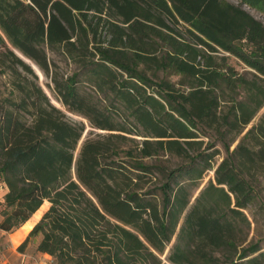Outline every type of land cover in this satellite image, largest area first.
Returning a JSON list of instances; mask_svg holds the SVG:
<instances>
[{
	"label": "trees",
	"instance_id": "16d2710c",
	"mask_svg": "<svg viewBox=\"0 0 264 264\" xmlns=\"http://www.w3.org/2000/svg\"><path fill=\"white\" fill-rule=\"evenodd\" d=\"M238 1L0 0V66L32 77L0 99V230L49 203L18 250L37 238L52 264H264V239L244 233L264 112L241 136L264 107V25L243 7L264 0ZM15 51L105 134L76 155L84 125Z\"/></svg>",
	"mask_w": 264,
	"mask_h": 264
},
{
	"label": "rangeland",
	"instance_id": "374dc122",
	"mask_svg": "<svg viewBox=\"0 0 264 264\" xmlns=\"http://www.w3.org/2000/svg\"><path fill=\"white\" fill-rule=\"evenodd\" d=\"M230 3L234 5H238L239 1L238 0H228ZM250 15H252L256 20L260 21L264 25V12H258L256 10H251L246 7H243ZM16 56H18L24 63L30 66V68L33 70L34 75H36L37 79L35 80L36 84L40 87V89L43 91V93L46 95V97L49 99V102L59 110H61L67 117V119L73 123H82L84 125V132L82 134V137L78 143V148L76 150V155L78 153V149L81 145V143L87 139V138H93L97 134H105L103 132L94 130L89 127L88 123L83 120L81 117L77 115H73L68 113L65 108L55 99L54 93L52 91V83L50 82L49 79L45 78L43 73L38 69L37 66H35L33 63H31L29 60L25 59L24 57L20 56L17 52H15ZM58 65L62 69V71H68L70 70L68 67L65 66L64 63L58 61ZM236 68L239 69L240 66L236 65ZM67 68V69H66ZM20 77L15 78L12 76L10 70L2 68L0 66V99L4 96L7 95V93L11 90V83L13 81L16 82H21L19 81L20 79H23L26 77V79H32L31 76H27L23 71H20ZM172 81H177L178 78L176 77H171ZM234 145L231 147L233 148ZM225 156V152L221 151V156L217 159V163ZM179 161L175 159H171L169 162V165L171 167H174L178 164ZM168 164V163H167ZM259 177V176H258ZM261 177V176H260ZM214 178V172L213 171H208L204 178H203V184H206L209 180H213ZM201 185V186H202ZM256 190L259 193V203L264 204V179L259 178L258 183L256 184ZM260 204L258 205H253L252 207L248 208L246 211L249 222H250V227L249 230H244V233H246L247 236V242L249 241H256L259 239H264V209L261 208ZM253 213V214H252ZM41 215V212L39 211L35 217L39 218ZM241 238V236H238ZM35 241L36 239H32L29 241V243L25 246L22 252L20 250L15 249V255L16 253H23L25 255L24 258H20L18 260V264H50L48 260L44 258L37 257L36 251H35ZM261 247L262 251H264V241L261 242ZM3 252V251H2ZM1 255V254H0ZM5 257H10L11 263L14 260L13 256H10L11 253H4ZM1 261V260H0Z\"/></svg>",
	"mask_w": 264,
	"mask_h": 264
},
{
	"label": "crops",
	"instance_id": "0c3cea01",
	"mask_svg": "<svg viewBox=\"0 0 264 264\" xmlns=\"http://www.w3.org/2000/svg\"><path fill=\"white\" fill-rule=\"evenodd\" d=\"M16 52V51H15ZM18 53V52H17ZM19 54V53H18ZM20 56H22L21 54H19ZM23 57V56H22ZM264 112V107H262V109L257 113L256 117L252 120V122L246 127V129L244 130V132L241 134V136L251 127V125L253 124V122H256L258 120V118L263 114ZM83 119V118H82ZM84 120V119H83ZM95 130V129H94ZM100 131V130H97ZM105 133L104 131H100ZM82 144V143H81ZM238 144V140H236L231 147L234 145L233 148L230 147V150H233L235 148V146ZM81 146V145H80ZM78 148V146H77ZM79 150V149H78ZM221 155H219L217 157V159L220 157ZM217 159H216V165L222 161L223 158H221V160L217 163ZM216 165H214V168L212 170L209 171H213L215 170ZM208 172V171H207ZM206 172V173H207ZM205 173V174H206ZM204 174V176H205ZM204 178V177H203ZM214 181V178L213 180ZM203 182V180H202ZM202 185V183H201ZM205 184H203L202 186H200V188L198 189V191L196 193L199 192V190H201V188L204 186ZM6 187L0 183V204L3 202V197L6 193ZM42 207L44 206L43 210L41 211V215L39 218L35 217L36 214L39 212V210L42 208H39L30 218L28 221H26L20 228L16 229L13 232H5L0 230V264H18V260H20V258H24L25 255L22 253H15V249H17L20 244L26 239L28 233L31 231V229L35 226V224L40 220V218L42 217V215L47 211V209L49 208V203L47 201H44L43 204L41 205ZM2 220V217L0 215V221ZM39 239L36 238L35 241V248H36V244L38 242ZM3 251V252H2ZM36 251V250H35ZM11 253L10 256L14 257V260L12 263L10 261V257H5L4 253ZM22 252V251H20ZM37 257L40 258H44L46 260H48V262L50 264H52V259L50 256H48L47 254H41L36 252Z\"/></svg>",
	"mask_w": 264,
	"mask_h": 264
}]
</instances>
